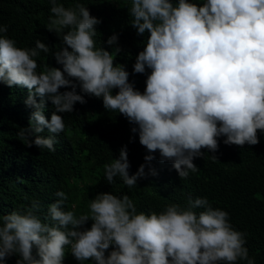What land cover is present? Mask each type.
<instances>
[{"label":"clouds","instance_id":"1","mask_svg":"<svg viewBox=\"0 0 264 264\" xmlns=\"http://www.w3.org/2000/svg\"><path fill=\"white\" fill-rule=\"evenodd\" d=\"M49 3L47 30L62 38L52 53L61 67L47 65L38 72L35 58L51 48L39 39L32 48L17 47L6 35L8 26L0 24V83L26 88L25 103L35 109L30 128L18 133L27 147L55 152L56 136L66 128L58 113H72L74 105L87 102L85 95L102 99L106 111L135 125L131 132L150 153L130 175L123 146L119 158L104 165L110 185L120 177L131 189L138 180L157 176L152 153L159 152L161 163L170 162L187 179L199 171L193 161L204 155L202 149L218 151L219 138L240 147L259 143L258 130L264 132V0H131L130 26L137 36L147 34L133 65V74L150 70L143 93L129 82L126 66L114 63L122 51L117 34L106 41L111 52L97 47L102 21L85 4ZM45 98L55 109L50 121ZM45 129L47 137L40 135ZM29 134H36L34 141ZM55 196L43 221L38 202L0 214V264L13 255L20 257L16 264H63L69 246L80 264H255L245 246L247 233L234 229L229 213L213 208L206 197L189 198L186 208L169 204L160 213H144L127 194L100 193L89 201V212L77 216L65 210V192ZM89 221L90 229L85 228Z\"/></svg>","mask_w":264,"mask_h":264},{"label":"trees","instance_id":"2","mask_svg":"<svg viewBox=\"0 0 264 264\" xmlns=\"http://www.w3.org/2000/svg\"><path fill=\"white\" fill-rule=\"evenodd\" d=\"M76 2L58 0L66 8L73 7ZM78 2L85 4L90 14L102 21L96 29L97 47L103 45L111 52L106 41L111 35H118L117 46L122 51L113 57L114 63L126 66L129 82L143 93L150 70L145 74H133V65L138 53L143 51L147 34L137 36L130 26L128 8L131 0ZM50 8L49 0H0V24L8 26L6 35L16 41L17 47L32 48L39 39L51 48L49 53H41L35 58L38 72L47 65L61 67L52 53L59 50L62 38L60 40L56 33L47 30ZM117 92L118 89H114L113 95ZM77 93L82 94L79 88ZM27 97L26 88H10L0 83V214L23 211L38 202L41 208L37 215L43 221L48 205L58 199L57 191L67 194L65 210L74 211L77 216L88 213L89 201L100 193L127 194L137 205L138 212L144 213H160L169 204L186 208L189 198L206 197L213 208L229 213L234 229L247 233L245 246L249 258H254L255 264H264V132L258 130L259 143L255 146L225 145V138H219L218 151L211 153L202 149L204 155L193 161L199 171L190 173L187 179L180 178L170 162L161 163L159 152L152 153L156 157L152 164L158 175L140 179L136 188L129 189L120 177L108 184L104 165L118 159L119 151L125 145L130 175L145 163L144 157L150 153L139 143L138 133L131 132L135 125L118 112L106 111L102 99L85 95L87 102L74 105L72 113H58L64 118L66 128L64 133L56 136L55 152L39 149L34 144L27 147V141L18 135L21 130L30 128L31 113L35 111L26 105ZM45 100L44 114L50 121L55 109ZM36 101L40 102L39 96ZM35 135L29 134V141H34ZM40 135L47 137L50 133L45 129ZM213 155L218 161L211 158ZM45 222L51 223L50 220ZM91 223L89 221L85 228L90 229ZM33 255H36L35 248ZM18 259V255H13L4 264H16ZM63 264H80L71 255L70 246ZM237 264L247 262L237 261Z\"/></svg>","mask_w":264,"mask_h":264}]
</instances>
